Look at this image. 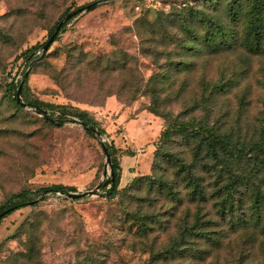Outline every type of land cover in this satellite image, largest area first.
Returning <instances> with one entry per match:
<instances>
[{
	"label": "rangeland",
	"instance_id": "rangeland-1",
	"mask_svg": "<svg viewBox=\"0 0 264 264\" xmlns=\"http://www.w3.org/2000/svg\"><path fill=\"white\" fill-rule=\"evenodd\" d=\"M204 3L0 0V205L23 190L62 184L85 193L106 184L111 169L102 142H113L122 166L121 191L114 199L105 197L107 185L98 195L83 199L47 193L36 206L4 218L0 223V264H264V236L258 229L249 226L235 230L227 222H220L211 229L212 236L221 239L219 247L195 235L182 240V219L188 210L189 225L193 224L197 205L185 202L176 206L158 188L150 189L147 180L136 181L151 175L158 144V129L147 117L160 120L161 132L167 122L183 120L185 112L188 118H203L206 112L201 106L191 111L194 101L202 98V80L233 84L212 106V121H220L225 129L240 128L244 134L253 133L261 125L264 56L243 49L196 57V66L188 74L170 72L168 80L174 85L160 94L165 102L158 108L168 119L147 110L152 97L144 93V85L152 75L163 72L157 64L166 66L180 58L174 44L182 36L177 25L179 14L189 7L205 10ZM158 8L165 10L162 22ZM67 10L82 11L51 45L45 58L26 66L21 54L36 45H46L50 29ZM143 21L150 26L144 24L138 31ZM139 32L144 33V39L152 34L154 46L165 52L159 63L142 53ZM163 32L167 36L164 44ZM71 49L74 60L69 64L67 53ZM124 57L128 64L124 73L118 69L106 72L111 62L120 64L125 62ZM100 58H104L101 67L96 64ZM24 71L29 74V98L86 111L107 136L89 135L72 118L63 125H51L35 109L18 108L6 86L13 79L22 80ZM138 81L142 89L137 93ZM183 81L184 91L176 98ZM54 113L58 114L57 109L48 110V115ZM141 113L138 120L131 121ZM167 150L187 162L193 159L191 146L182 137H173ZM163 166L165 176L175 179V170L168 164ZM206 180L209 183L214 179L206 175ZM178 188L184 196L183 185ZM177 241L179 251L166 255ZM200 250L207 253L200 255Z\"/></svg>",
	"mask_w": 264,
	"mask_h": 264
},
{
	"label": "trees",
	"instance_id": "trees-1",
	"mask_svg": "<svg viewBox=\"0 0 264 264\" xmlns=\"http://www.w3.org/2000/svg\"><path fill=\"white\" fill-rule=\"evenodd\" d=\"M204 6H206L205 10L189 7L179 14L177 25L182 36L177 37L174 44L175 48L179 49L180 58L177 61H170L166 66L157 64L158 60L165 56V52L154 46L153 39L150 38L152 34H146L148 36L145 35L147 38L144 39L142 38L144 33H138L143 43L142 53L153 57L159 69L163 71L152 75L144 85V93L152 97L147 110L166 120L168 118L160 113L158 108L161 102H165V99L161 100L160 94L170 91L174 85L168 80L170 72L188 74L196 66L194 60L196 57L203 58L207 55L235 52L239 49L255 56H264V0H205ZM71 13L73 12L67 10L54 24L49 31V38ZM163 13L165 10L162 8L157 11L160 22L163 21ZM76 16L61 26L53 43L58 41L59 36L65 32ZM144 24L146 25L147 22L140 23L138 31ZM148 25L150 26V23L146 26ZM165 41L167 36L163 32L162 43L164 44ZM44 46L36 45L21 54L26 66L30 67L35 61L47 56L48 51L43 52ZM72 51L71 49L67 53L69 64L74 60ZM38 52H42L41 55H37ZM124 60L125 62L120 64L111 62V66L106 67V72L118 69L124 73L128 69L126 57ZM103 61L104 58L97 59L96 64L101 67ZM22 76V80L16 82L13 79L6 86L8 95L18 108H25L16 100L18 90L23 84L21 89L23 102L33 107L39 114H43L45 122L59 126L67 122L68 118H72L82 123L89 135L100 138L107 136L99 122L86 111L70 110L66 106H53L29 98L26 93L29 74L24 71ZM140 83L141 81L137 83V93L142 89ZM201 85L202 98L200 101H194L191 111L201 106L206 112L205 116L200 119L195 116L188 118L185 112L183 120L167 122L154 151L151 175L141 176L136 181L147 180L150 189L158 188L160 193L176 206L185 202L197 205L198 210L193 224L189 225L188 210L182 219L183 226L180 231L182 240L195 235L206 243L219 247L221 239L213 237L214 232L211 229L215 225L220 226V222H227L235 230L253 226L264 236V117L261 119V125L255 128L253 133L244 134L240 128L225 129L219 124L220 121H212V106L220 96L226 95L231 90L233 84L222 80L213 83L202 80ZM185 86L186 82L183 81L174 97H179ZM170 98H166V101ZM50 109H57L58 114L55 115V112L48 115ZM175 136L182 137L186 144L191 146L193 154L191 162L167 150ZM105 145L112 159L113 176L109 179L104 195L114 199L121 191L122 166L116 156L117 150L113 142H106ZM165 164L175 170V179L170 180L165 176L163 166ZM206 175L214 180L208 183ZM179 184H182L186 190L184 196L178 188ZM104 185L101 184L100 188L102 189ZM47 193L64 195L77 193V190L71 186L57 184L35 191L23 190L13 194L0 205V216L3 215L0 217V223L18 210L36 206L39 198ZM208 205L210 207H207ZM179 245L180 241H177L174 246L166 250L165 254L174 255L179 251ZM199 253L203 255L207 251L200 250Z\"/></svg>",
	"mask_w": 264,
	"mask_h": 264
},
{
	"label": "water",
	"instance_id": "water-1",
	"mask_svg": "<svg viewBox=\"0 0 264 264\" xmlns=\"http://www.w3.org/2000/svg\"><path fill=\"white\" fill-rule=\"evenodd\" d=\"M92 6L89 7V9H91ZM82 10H78V11H75L73 13H71L69 16H67V18L65 20H63L60 24V26L57 28L56 32L53 34V36L49 39V41L46 43V45L44 46L43 48V52H47L49 50V48L51 47V45L53 44V42L55 41V38L61 28V26L67 22L68 20H70L71 18H73L74 16L78 15ZM22 85L20 86L19 90H18V93H17V97H16V100L17 102L23 106V107H29L28 104L24 103L23 100H22V97H21V89H22ZM30 108H33V107H30ZM81 126H83L82 123H80L79 121H77ZM102 144V148H103V153H104V156L106 158V164L110 167L111 169V176H113V171H112V159L110 157V154H109V151L105 145L104 142L101 143ZM107 176V172H105V177ZM109 183V180H107L106 184L103 186V188L106 187V185ZM100 190V187H97L95 190H92V191H89V192H85V193H67V194H64V196H66L67 198L69 199H83L87 196H93V195H98V192ZM3 216V215H2ZM0 216V217H2Z\"/></svg>",
	"mask_w": 264,
	"mask_h": 264
},
{
	"label": "crops",
	"instance_id": "crops-1",
	"mask_svg": "<svg viewBox=\"0 0 264 264\" xmlns=\"http://www.w3.org/2000/svg\"><path fill=\"white\" fill-rule=\"evenodd\" d=\"M143 114H144V113L139 114L137 119H132L131 121H133V120H138L139 117L142 116ZM147 119H148L149 122H151L152 125L154 124V125L156 126V128L158 129L157 132H159V134H158V137H159L160 134H161V130H162V123L160 122V120H158V118H156V117H154V116H151V115H149V116L147 117ZM125 127H126V126H125ZM126 129H127V128H126ZM126 131H127V130H126ZM158 137H157V138H158ZM134 140H136V139H134ZM151 143L153 144V143H155V141H151ZM154 149H155V148H154Z\"/></svg>",
	"mask_w": 264,
	"mask_h": 264
}]
</instances>
